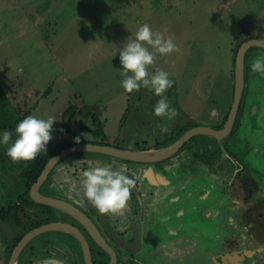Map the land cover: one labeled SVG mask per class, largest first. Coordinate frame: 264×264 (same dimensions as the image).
I'll use <instances>...</instances> for the list:
<instances>
[{"label": "rangeland", "instance_id": "1", "mask_svg": "<svg viewBox=\"0 0 264 264\" xmlns=\"http://www.w3.org/2000/svg\"><path fill=\"white\" fill-rule=\"evenodd\" d=\"M145 23L163 37H171L179 49L155 54L154 63L148 66L149 72L162 69L173 80L164 93L175 109L171 119L154 114L159 96L152 91L142 86L128 93L119 83V49L134 39L137 28ZM250 39L264 40V0H0V130H14L27 111L56 119L46 151L32 160L13 162L5 155L7 145H0V215H7L5 218L16 232L12 222L14 216L22 214L15 208L24 204L25 180L32 164L38 156L52 154L62 144L90 141L123 150L146 151L170 147L194 127L221 128L233 99L236 53ZM258 56H264V49L253 47L245 57L248 81L242 124L246 128L235 141L240 145L241 138L245 139L252 151L259 139L264 142V74L250 69ZM257 102L255 125L260 131L252 133L248 130L252 121L247 110L252 104L255 109ZM70 107L73 111L69 118L65 112ZM91 113L102 123L103 139L94 134L96 126ZM228 140L222 142L224 149L229 148ZM218 144L210 136H195L180 151V159L175 161L180 166L163 171L175 185H181L174 178L175 173L182 182L189 180L186 191L181 193L180 205L195 204L214 212L228 204L217 180L211 183L217 194L209 203L205 198L197 199L196 182H192L197 176L206 183L211 148L218 149ZM263 153L264 150L258 156L264 160ZM253 156L249 163L256 167ZM221 161L228 164L223 153ZM101 162L114 164L115 170L123 168L126 174L129 167L136 182L143 173L147 174L144 166L134 163L100 154L76 153L55 168L54 173L68 175L66 179H54V185L67 184L73 173L77 176L89 167L103 166ZM258 168L264 180V163H258ZM142 184L146 186L145 181ZM256 185L247 184L246 198H253V204L257 202L258 210H262L264 196L255 193ZM64 192L73 196L74 191L68 187ZM186 192L193 194V198ZM47 194L51 195L50 191ZM124 214L117 216L126 219ZM196 221L203 229L210 228L209 224ZM217 223L212 225L213 234L219 232ZM3 239L1 247L10 244L8 236ZM160 255L162 258V252ZM197 257L199 263L182 264H204L200 253ZM140 258L145 259L144 255ZM125 261L126 257L122 259Z\"/></svg>", "mask_w": 264, "mask_h": 264}, {"label": "flooded vegetation", "instance_id": "2", "mask_svg": "<svg viewBox=\"0 0 264 264\" xmlns=\"http://www.w3.org/2000/svg\"><path fill=\"white\" fill-rule=\"evenodd\" d=\"M247 81L245 76L242 99L230 134L220 141L210 136L219 144L218 149L211 148L212 159L209 160L211 167L207 165L208 180L205 183L203 178H197V176L192 179V182H196L194 186L199 194L197 199L205 198L203 200H207L208 203L217 194L212 191L214 186L211 185V183L215 184L214 181L217 180L216 183L221 185L226 194L225 200L228 201V204L223 206L224 209L220 206L213 212L208 207L204 209L203 206L195 204L185 207L180 205L182 202L181 193L186 191L185 185L188 184L189 180L187 183L182 182V179L177 177L175 173L174 178L181 184L178 186L170 182L162 173L163 171L169 172L173 166H180V163L176 165L175 161L180 159V151L184 149L185 145L174 156L162 162L137 164L144 166L143 171L151 169L152 172L150 176L143 173L138 177L131 190L127 207L122 210L126 219H121L117 214L114 215L111 212L104 213L112 230L131 246L129 249L119 246L106 233L103 225L80 195L82 190L78 191V187L82 180V173L79 174L81 176H75L73 173L67 179V181L69 180L67 184L62 183L61 185V182H58V186H55L54 179L59 178L60 180L62 176L66 179L68 175V173H63L60 176L54 173L58 163L41 185L39 193L42 196L67 202L79 210L86 218L90 229L95 231L101 240L112 249L116 256V264H182L188 261L199 263L197 257L199 253L201 260H203L201 263L204 264H264V247L260 246L262 239L259 230L264 225V209L258 210V203L253 204V198H246L247 184L254 186V183L258 186V191L255 190V193L261 192V195L264 196V180L258 173L260 171L258 163L261 162L262 165L264 163L263 158L258 156L264 150V142L259 139L258 146H255L253 151L245 139L241 138L240 145L235 142L236 137L239 138V133H243L246 128V125L242 124V120L246 109L244 101ZM231 105L224 125L217 129L209 128L221 130L225 127ZM254 107L255 105L252 104L247 110L248 119L252 121L248 130L252 133H258L260 129L255 123L259 112V102H257L256 110ZM226 139H229L228 149H224V144H222ZM221 150L228 164H223L221 161ZM252 154H254L253 160L257 161L256 167L249 163ZM170 161H172L171 164H169ZM104 165H111V163ZM157 165H159L158 168ZM111 167L116 169L114 164ZM127 171V175L132 176L136 181L135 176L130 173L129 167ZM230 176L233 177L230 178ZM50 181L52 182L50 183ZM142 181L146 182V186L143 187ZM206 186H209L207 190L205 189ZM68 187L74 191L73 196L64 192ZM45 190L47 193L50 191L51 195L45 193ZM232 194L236 198L232 197ZM186 195L193 198V194L186 192ZM26 200L27 198L24 199V202ZM32 202L21 204L15 208L22 214H20L21 216L19 214L14 216L15 220L12 223L16 225V232L11 229L12 225L8 223V218H5L7 215H0V224L5 227V230L0 229L3 232V236H0V244L5 243L4 235L8 236L11 241L9 245L5 244L4 247L0 245V264H10L15 247L27 233L50 224L70 226L79 234V237L65 231L42 233L23 247L16 264H43L45 260H59L62 264H86L85 251L80 239H83L88 246L92 264L111 263L109 253L95 243L86 226L59 209ZM196 220H199L200 223L209 224L210 228L203 229ZM216 222L219 224L216 226L220 229L219 232L213 234L212 225L214 226ZM256 227L258 229H255ZM13 233L15 235H11ZM158 252H162V258ZM140 255H144L145 259H141ZM124 257H126V261L122 262Z\"/></svg>", "mask_w": 264, "mask_h": 264}, {"label": "clouds", "instance_id": "3", "mask_svg": "<svg viewBox=\"0 0 264 264\" xmlns=\"http://www.w3.org/2000/svg\"><path fill=\"white\" fill-rule=\"evenodd\" d=\"M178 50L171 37L165 38L161 33L154 32L146 23L137 28L134 39L128 40L119 49L120 86L128 93L138 91L142 86L152 91L159 96L153 108L154 114L168 119L175 115V109L170 106L164 93L172 86L173 80L162 69L149 72L148 66L154 63L155 54L163 55ZM250 69L264 74V56L254 58ZM54 121L56 119L53 116L42 118L30 114L19 120L14 130H0V145H7L5 155L13 162L28 161L41 151H46V145L52 139ZM10 140L12 142L9 144ZM135 183L123 168L114 170L111 165L93 166L82 171L78 191L82 190V196L98 212L118 214L127 207ZM43 264L62 262L45 260Z\"/></svg>", "mask_w": 264, "mask_h": 264}, {"label": "water", "instance_id": "4", "mask_svg": "<svg viewBox=\"0 0 264 264\" xmlns=\"http://www.w3.org/2000/svg\"><path fill=\"white\" fill-rule=\"evenodd\" d=\"M261 48L264 49V40H257V39H250L245 42H243L236 53L235 57V70H234V93H233V102L231 105V109L228 115V120L225 125V127L221 130H214L209 127H194L187 132H185L182 137L172 146L158 151H130V150H123L116 147L108 146V145H98V144H78L74 146H70L67 148L62 149L58 154L52 156L48 162L45 164L43 170L41 171L40 175L38 176L36 182L31 186L29 190V197L32 201L38 204L46 205L49 207H53L56 209H59L68 215H70L72 218L83 224L89 229V232L91 236L94 238L95 243L100 246L104 251L109 253L111 256V263L110 264H116V256L114 255L112 249L108 247L98 236V234L90 229L88 222L86 218L83 216V214L77 210L74 206L71 204L64 202L62 200L49 198L46 196H42L39 193V189L41 185L46 181L50 173L54 170V168L57 166L58 163L61 162L64 158H66L69 155L76 154V153H94V154H100L109 156L112 158H116L119 160H123L126 162H132L135 164H155L162 162L164 160L169 159L170 157L174 156L180 149L183 148V146L190 141L193 137L198 135H207L212 136L217 140H222L226 136H228L232 130L236 114L238 111V108L240 106V102L242 99V94L245 87V57L247 52L253 48ZM224 151V149H223ZM225 152V151H224ZM151 169L147 170V175L150 176ZM82 195V192H81ZM82 198L85 200L87 205L91 208V210L94 212L100 223L103 225V229L106 231V233L112 237L117 244L125 249H129L131 246L117 236V234L112 230L110 227L108 220L104 213L98 212L97 209H95L94 206H92L83 196ZM0 229H4L5 227L0 224ZM49 231H65L74 234L75 236L79 237V234L70 226L63 225V224H50L43 227H40L38 229L32 230L29 233H27L23 239L18 243V245L15 247L10 264H16L17 258L23 247L30 242L33 238L36 236L46 233ZM85 251V260L86 264H92L90 259V254L88 250L87 244L84 242L83 239H80Z\"/></svg>", "mask_w": 264, "mask_h": 264}, {"label": "trees", "instance_id": "5", "mask_svg": "<svg viewBox=\"0 0 264 264\" xmlns=\"http://www.w3.org/2000/svg\"><path fill=\"white\" fill-rule=\"evenodd\" d=\"M237 36H239V35H237ZM236 38H237V37H236ZM0 91H1V87H0ZM72 111H73V107H70V108L67 109L66 112H65V113L68 115L69 118L72 116ZM30 114H31V112H29V111L23 113V114L21 115V117L18 119V121L21 120V119H23L25 116L30 115ZM89 115H90V117L92 118V124H93V126H96V130H95V132H94L95 136H96V135H100V136H102L101 138L103 139V138H104V133H103V131H102V123L99 121V117H97V115L92 114V113L89 114ZM18 121H17L16 123H18ZM84 129H85V128L83 127L82 130L85 131ZM79 143H81V142H79ZM84 143L98 144V145L103 144L102 142L92 143V142H90V141H88V142H83V143H81V144H84ZM74 145H77L76 142H75V143H65V144H62L58 149H56V151L53 152L52 154H48V155L38 156V157H37V160L35 161V163L32 164L33 166H32V168H31V171L29 172V174L27 175V178H26V180H25V186H26L25 193H26V198H27V200H26L25 202H24V200H23L22 203H28V202L33 203V202L29 199V197H28V192H29L31 186L36 182V180H37L39 174H40L41 171L43 170V168H44L45 164L48 162V160H49L52 156L58 154L62 149L67 148V147H70V146H74Z\"/></svg>", "mask_w": 264, "mask_h": 264}, {"label": "crops", "instance_id": "6", "mask_svg": "<svg viewBox=\"0 0 264 264\" xmlns=\"http://www.w3.org/2000/svg\"><path fill=\"white\" fill-rule=\"evenodd\" d=\"M168 148V147H166ZM166 148H163V149H166ZM163 149H154V148H151V149H148L146 151H158V150H163ZM261 232H260V236H261V242L260 243V246L263 248L264 247V225L261 226V229H259ZM264 258V257H263Z\"/></svg>", "mask_w": 264, "mask_h": 264}]
</instances>
